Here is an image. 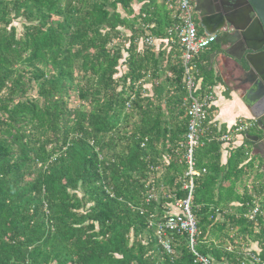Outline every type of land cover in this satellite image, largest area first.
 Masks as SVG:
<instances>
[{
    "label": "trees",
    "instance_id": "16d2710c",
    "mask_svg": "<svg viewBox=\"0 0 264 264\" xmlns=\"http://www.w3.org/2000/svg\"><path fill=\"white\" fill-rule=\"evenodd\" d=\"M177 6L0 0V264H242L233 234L264 243L245 217L254 165L220 125L194 155L197 243L164 228L168 251L158 236L190 179Z\"/></svg>",
    "mask_w": 264,
    "mask_h": 264
},
{
    "label": "built area",
    "instance_id": "2783aa9c",
    "mask_svg": "<svg viewBox=\"0 0 264 264\" xmlns=\"http://www.w3.org/2000/svg\"><path fill=\"white\" fill-rule=\"evenodd\" d=\"M175 13L173 15V25L167 31L168 42L177 46L181 51V60L184 68V90L186 92L183 98V108L188 118L187 127V142L185 146L186 162L188 165L187 176L190 178L189 183L185 185L184 189L188 191V197L184 201H180L177 206L179 215L169 218L167 222L160 226L158 236L161 243L168 251H171L170 245L162 240V231L168 229L172 232H185L189 235L191 246L197 243L199 236V227L197 218L192 211V201L195 191L194 177L199 176L196 171L195 152L198 148L203 147L205 141L211 134V127L219 128L215 122H209V111L215 103V93L213 89L208 88L206 91L201 89L199 80L201 78L199 70V55L207 51L210 46L215 44L217 37L215 35L200 34L198 25L195 19V4L193 0H178L176 9L172 8ZM148 46L155 44V39L148 37L145 42ZM256 128L255 120L240 119L237 123L219 138V142L229 145L239 137H244L249 130ZM205 172V171H204ZM248 193L253 198L248 205V212L245 215L246 219L253 222L255 230L259 219L264 218V210L259 206L257 197L253 195V189L248 186ZM236 233V231H234ZM258 233V231L256 232ZM237 234V233H236ZM236 234H233L231 239L234 241L233 245L228 247L229 252H232L235 246L241 244L240 239H236ZM241 255L243 256L242 264H263V260L259 255L253 251L244 248L243 244ZM198 256L201 264H212V262L205 258Z\"/></svg>",
    "mask_w": 264,
    "mask_h": 264
},
{
    "label": "water",
    "instance_id": "95a60500",
    "mask_svg": "<svg viewBox=\"0 0 264 264\" xmlns=\"http://www.w3.org/2000/svg\"><path fill=\"white\" fill-rule=\"evenodd\" d=\"M195 12L204 34L217 37L216 56L230 66L240 98L264 134V0H195ZM262 142L264 135L254 141Z\"/></svg>",
    "mask_w": 264,
    "mask_h": 264
},
{
    "label": "crops",
    "instance_id": "0c3cea01",
    "mask_svg": "<svg viewBox=\"0 0 264 264\" xmlns=\"http://www.w3.org/2000/svg\"><path fill=\"white\" fill-rule=\"evenodd\" d=\"M198 30L200 34H204L199 27ZM218 51L219 47L213 44V46H211L208 51H205V53L199 55V62L202 65H206L208 71L206 74L209 75L208 80L210 81L209 86L215 93V103L213 104L211 110L212 121L220 125L222 129H226V131H228L240 119H245L248 121L254 119L252 118L249 109L244 105L242 99L240 98L242 97V93L237 91L236 84L234 82V74L230 69V66L229 68L224 67L220 56H216ZM201 74L203 82L205 75L203 73ZM256 128L257 133H247L244 137L237 138L234 146L241 148V146L245 144L244 147L249 152V160L247 163H249V165H254L255 170H252L253 173L249 174L247 177L249 178V183L252 184H250V186L253 189V195H255L258 200H260L264 199V161L262 159V152L264 153V149L262 147L264 146V142H262L261 145H256L254 141L257 138H263L264 134L257 127V125ZM247 140L249 143L246 142ZM229 149L225 147V151L222 153L223 164L227 163L228 161L230 154ZM256 157H259L263 163H255L254 159H256ZM243 192H245L244 189L240 191L241 194ZM239 247L242 248V245L240 244ZM243 247L253 251L259 256L264 254V243H260L258 241L245 242ZM261 256L260 258L264 262V258Z\"/></svg>",
    "mask_w": 264,
    "mask_h": 264
},
{
    "label": "rangeland",
    "instance_id": "374dc122",
    "mask_svg": "<svg viewBox=\"0 0 264 264\" xmlns=\"http://www.w3.org/2000/svg\"><path fill=\"white\" fill-rule=\"evenodd\" d=\"M196 16H197V14H196V12H195V18H196ZM196 21H197V24H198V27L201 29V31L204 33V31H203V29L200 27V25H199V22H198V19L196 18ZM15 25L19 28V30H20V32H21V23H20V21H16L15 22ZM213 46V45H212ZM211 47V46H210ZM210 49V48H209ZM208 49V50H209ZM207 50V51H208ZM205 53V52H204ZM201 55V54H200ZM256 129L257 128H252L251 130H249L248 131V133L249 134H253V133H257L256 132ZM255 160V163H259V162H262L263 163V161H261V159L259 158V157H256V159H254ZM250 185V184H249ZM257 202H258V204H259V206L264 210V199H260V200H258V198H257ZM233 212H235V213H237V209L235 208L234 210H233ZM256 226H257V231L260 233L262 230L261 229H263L264 228V218H261V219H259V221H258V224H256ZM257 231H255V232H257ZM262 233V232H261ZM259 235H257V237H258ZM257 237H253L254 239L256 238L257 239ZM253 239V240H254ZM255 239V240H256Z\"/></svg>",
    "mask_w": 264,
    "mask_h": 264
},
{
    "label": "flooded vegetation",
    "instance_id": "af4514ba",
    "mask_svg": "<svg viewBox=\"0 0 264 264\" xmlns=\"http://www.w3.org/2000/svg\"><path fill=\"white\" fill-rule=\"evenodd\" d=\"M194 1V3H195V0H193ZM197 14V13H196ZM196 18L198 19V22H199V25H200V27H201V25H202V22H201V19H200V17H199V15L197 14V16H196ZM195 18V19H196ZM197 22V21H196ZM198 25V24H197ZM263 146V145H262ZM263 149H264V146L262 147ZM262 159H263V161H264V153L262 152ZM263 264H264V262H263Z\"/></svg>",
    "mask_w": 264,
    "mask_h": 264
},
{
    "label": "bare ground",
    "instance_id": "6f19581e",
    "mask_svg": "<svg viewBox=\"0 0 264 264\" xmlns=\"http://www.w3.org/2000/svg\"><path fill=\"white\" fill-rule=\"evenodd\" d=\"M256 125H257V123H256ZM258 127V126H257Z\"/></svg>",
    "mask_w": 264,
    "mask_h": 264
}]
</instances>
